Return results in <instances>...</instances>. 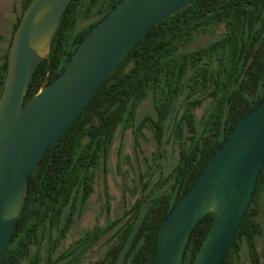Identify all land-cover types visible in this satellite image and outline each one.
<instances>
[{"label": "trees", "instance_id": "16d2710c", "mask_svg": "<svg viewBox=\"0 0 264 264\" xmlns=\"http://www.w3.org/2000/svg\"><path fill=\"white\" fill-rule=\"evenodd\" d=\"M31 0H23V11ZM121 0H72L54 34L50 54L35 70L24 103L66 68L78 45ZM79 22L86 24L78 29ZM222 26L220 35L199 47L180 50L199 32ZM12 40V37H11ZM9 42L8 49L11 44ZM8 49L0 69V93ZM151 99L154 114L137 121L141 103ZM209 101L200 119L196 110ZM264 101V0H196L151 28L99 87L68 132L44 154L29 176L23 211L4 264H83L109 231L112 242L88 264H154L164 221L193 187L215 151L245 115ZM119 127L136 137L148 129L157 152L169 129L179 144L176 164L122 217L85 231L61 250L67 234L94 192L95 169L105 164ZM264 205V161L250 205L220 264H236L246 248L260 264L257 238ZM213 222L208 213L188 239L182 264H191Z\"/></svg>", "mask_w": 264, "mask_h": 264}, {"label": "water", "instance_id": "95a60500", "mask_svg": "<svg viewBox=\"0 0 264 264\" xmlns=\"http://www.w3.org/2000/svg\"><path fill=\"white\" fill-rule=\"evenodd\" d=\"M72 0H31L13 33L0 93V264L23 211L30 174L103 82L154 26L196 0H121L86 35L64 71L24 103ZM264 161V101L235 124L164 221L154 264H182L201 219L213 222L191 264H220L250 205Z\"/></svg>", "mask_w": 264, "mask_h": 264}, {"label": "rangeland", "instance_id": "374dc122", "mask_svg": "<svg viewBox=\"0 0 264 264\" xmlns=\"http://www.w3.org/2000/svg\"><path fill=\"white\" fill-rule=\"evenodd\" d=\"M22 9L23 0H0V69ZM85 24L86 22H79L78 29ZM222 31L223 27L220 26L199 32L183 42L179 49L199 47L216 39ZM209 105L207 100L196 110L197 119L205 114ZM145 114H154L151 99L141 103L137 111V121ZM178 152L179 144L172 138L169 129L165 133L161 151L157 152L155 138L148 129H144L136 137L133 128L119 127L106 163L95 169L94 192L82 211L76 215L60 249H67L85 231L95 226H105L120 217L122 221L119 225L128 220V217H123L125 211L140 197L155 193L154 184L170 172L177 162ZM258 219L262 225V234L257 238V250L260 264H264V205ZM112 233L113 230L109 231L90 249L83 264L93 262L104 254L112 242ZM42 254L43 264H47L46 245L42 248ZM236 264H252L246 248Z\"/></svg>", "mask_w": 264, "mask_h": 264}]
</instances>
